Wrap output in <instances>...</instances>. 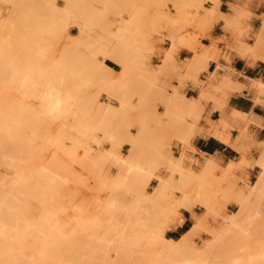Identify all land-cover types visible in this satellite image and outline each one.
Returning a JSON list of instances; mask_svg holds the SVG:
<instances>
[{
  "label": "rangeland",
  "instance_id": "obj_1",
  "mask_svg": "<svg viewBox=\"0 0 264 264\" xmlns=\"http://www.w3.org/2000/svg\"><path fill=\"white\" fill-rule=\"evenodd\" d=\"M2 1H4V2H2ZM6 1L9 4H6ZM9 1L10 0H0V7H1L0 10H2V12H0L1 21L4 19V21L2 23V27L5 24H8V21H6L5 18H7V15L10 13L9 11L11 9H13V8L10 9L12 3L14 2L16 4V2H17L16 0H15L16 2L13 1L11 3ZM21 1H24V0H21ZM51 1L54 2V7L56 6L57 10H58V8L60 9L63 7V9H60L59 15H56V16H59L60 19L63 16H65L67 18L66 19L64 17L69 22L64 21L63 18L61 19L64 22V23L62 22L63 24L61 25V27L64 25L65 26L67 25L66 28H65V26L62 29H60V27H59L58 29L60 31L59 30L57 31V32H59L58 36L56 35L57 33H55L54 37L48 38L49 35H52L51 31L53 29H56V27H55L57 25L56 22L60 21V24H61V20H59V18L56 20L55 19L56 17H50L49 16L50 13H51V16L53 13H54V16H55V14H58L57 10L55 13L54 8H53L54 12L52 9L53 13L50 11L51 5L48 6L51 3L50 1H49L50 3H48V1H46L47 5H44L45 2H44V4L42 2H40L43 4V6L45 8H46V6H48L47 7L48 10L50 9L49 10L50 12L47 13V10L44 7H42L45 9V11L43 10L44 13L46 12L45 14H47L46 16L44 15L46 19H48L47 18V16H48V17H50L48 20H50V19L52 21L54 19L56 20V21L54 20V23H52V21L50 20L51 21V22L49 21L50 24H49V22H47L49 25L52 26V28L53 27H55V28L52 29L51 26H49L48 24L45 23L46 26H44L42 29V26H40V25L44 24L43 21H42V23L40 22L41 23L40 25L35 26L34 24L37 23L36 20L38 19L36 16H38V15L35 16L33 13H32L33 15L30 13L31 15L30 14L29 15L31 17L35 16L34 18H31L30 16H28V17H30L32 20V28L34 25L35 27L33 29L37 28L35 30L36 31L38 30V32H39V33H36V35L38 36L42 33H44V34L46 33V34L45 35L43 34V36L39 37V39L41 40L40 42H41L42 46H40L41 45L40 42L35 39L38 37L36 35L34 36L35 41L39 42V44H38V46H40L38 49L39 51H37V49H36L37 46L36 47L33 46L34 50L32 52L31 51L29 52V50H25L27 48H30V46L32 47V45H33V43H30L32 45L29 44L30 45L29 46L26 43V44H24V45H26V48L24 45L21 46V47H23V49L21 48L20 55L18 56L17 59L15 58V60H17L16 62H18V59H20V61H19L20 65L16 64L17 67L20 66V67H18L19 69H21V67H23V68L26 67V66H24V64L25 65L27 64L28 65L27 67L31 68L32 67L31 64H33V62H34L33 60H35V62H34L35 64H33V68H34L38 65L39 66L44 65L43 63L41 64L40 62L46 60L45 58H47L48 55L51 53L50 52L51 48H53V47L56 48L55 46H57V48L61 49L62 52L60 50H58L57 48L56 49L53 48L54 52L57 51V53L53 52L54 53L53 54L54 61L51 60V59H53V57L49 56L47 58L48 63L46 62L48 66H49V64H52L53 62H56L58 64L59 59L56 58V55H57V57L59 55L61 58H63V60H65V62L62 64V65L65 64V66H64L65 70L62 69L63 67L61 66V64H60V66H57V68H56L58 70V73H60L59 77L57 76L56 72L55 73L53 72L51 74L48 72L51 68H52L51 71L55 69L53 67V64L49 66L50 69L46 68V67H48L47 65L45 67H41L42 69L40 68L41 71L40 70L39 71L42 72V75L39 74L40 73L38 71L39 66H38V68L36 67L34 69H30V71H32V70L34 71V74H33V72L32 73L30 72V74L31 75L33 74L32 77H35L36 76L35 73L39 72L38 75H41V77H43L44 79H45V77L46 78L49 77V79L47 80L49 82L52 81L53 75L56 74V76L54 75L53 80L56 77H58L59 79L57 78V80H54V84L60 86L61 85L60 83H64L61 85L60 89L62 91L64 90L66 97H64L65 95H63V98L66 99V101H64L66 103L63 104V102H62L63 105H61V106L62 107L65 106L64 109H66L67 111L64 110L62 107H59V108H61V110L63 109L64 111L63 110L62 111L65 113L62 116L63 119L61 117V115H62L61 113H59V115H57V117L60 120H63V121H61L62 124L60 123V120L58 121L55 118V120H56L55 121V120H53V118H51L49 116L50 114H52V113H50V112H52L51 110H48L49 112H47L46 110L42 111V112H44V114H43L44 118H39L38 116H36L38 114L40 115V113L42 114L41 109H40V107H41L40 103L42 105L43 104L45 105V103L44 102L42 103L40 101V98H37V95H33V93L35 94L34 90L36 88L38 89V91H44L43 87L41 90L38 87L39 85L38 86L35 85L36 87L34 85H32L31 88L32 87L34 88V90H33L34 92L32 91L31 88H28V87L24 88L25 93H26V91L31 89L30 90L31 93H29V92H28L29 94L26 93L27 94V96H26V94L21 92L22 88L19 91L20 88H17L15 86V83L11 82L9 84V82H7V80L4 79L5 77H2L3 81L6 80L5 82L2 81L3 87H11V89L12 88L15 89V87H16L15 91L18 90L20 93V94L19 93L16 94L15 91L11 92V90H10V92L6 91L8 89L5 88V90L2 91L3 95H6L4 93H7V92H9L11 95L15 94L14 98L19 99L18 101L16 99V101L18 103L21 102L22 105H23V103H25L24 105H26L28 103L27 106L28 105L30 106V107H28L29 110H27L25 108L27 106H24V107L22 106L27 111L31 110V112H32V109L33 110L36 109L35 111H38L40 109L39 110L40 112H38V114H37V112L36 113L34 112V116L38 118L37 120H35V117L32 116V117H34V118H32V121L29 120V123H30V121H31V123L29 124L27 121V124H29L30 127H28L29 125H27L26 126L27 128H25V126H24L25 124L23 123L24 121L23 122L21 121V123H23V127L21 126V124H17L18 123V122H16L17 120L13 117V115H16V113L14 114L12 112L13 111L12 109L10 111L11 112L10 116L13 117L16 121L13 119V120H11V122L13 124L15 123L14 125H18L17 127H20L23 131L27 130L26 132H28V134L32 137V140H34L32 145L33 144L35 145V149L37 151H38V148L39 149L41 148V146L39 147L41 142H42V144L45 141L51 142L52 138H54V140L56 142H54V141H53L54 143L51 142L53 144V147H52L51 143H49V142H46L45 145L43 144V147L47 148V146H48V148L46 150L47 152L45 151V149H44V151L43 150L41 151L42 159L45 162H48L47 158L52 155L50 152L52 151V149H54L53 150V156H54V153H56V154L58 153L59 155L55 154V156L59 157V158H60V156H62L61 159L63 158L62 160H64V161H61V160L60 161L67 164V166L64 167V171L63 170L61 171L60 169H58L60 172H65V173L60 174L59 172H55L57 167L53 164V160L51 158L52 163L50 161V164H49L50 169L49 170H50L51 175L53 174L52 177H54V175L58 176L60 174V178L62 177V179L56 177L59 180L56 183L58 186L62 183L61 180H63L64 182H63V187L61 186L62 187L61 188L59 186V189L56 188L57 187L56 184H55L56 185L55 187L53 185L54 183L51 184L50 186L52 188H50L51 190H49V194H48L49 197L45 196V200H48V202H50V204L49 203L47 204V201H45L47 204V208H49V210H50V211H47L49 213L48 215L49 216L51 215V217L54 216L55 219L52 218L53 219V221H52L51 217L48 218L49 219L48 221H50V223H48V226H47L49 239L46 238L48 241L46 239L45 240L42 239L44 242L46 241V243H44V245L45 244H47V245H45V247H42L41 249L38 248V249H40V251H42V249H44V248L45 249L43 250L44 252L43 251L40 252L38 250L39 252H38V254L37 253L35 254V257H39V255H41L40 259L43 257H45V258L47 257L48 262L46 264H49V262L54 263V264H57V263L58 264H111V263L112 264H125L127 261H128L127 264H136V263L137 264H142V263L147 264L148 262H149L148 264H151L153 261H155V262H153L154 264L155 263L156 264H171V263L172 264H180V263L184 264V263H186L185 262L186 260H187L186 264H188L191 261H193V264H206V262H207V264H211L212 261H214V258L216 260L218 259L217 261H219V262L222 261L223 263L228 261V262H226L228 264L235 263L234 261H236V260H237L236 261L237 264L240 262H241V264H264V213L259 212L257 205L256 204L253 205L254 204V201H253L252 204H250V205H253V207L249 206V204H247V206H245V208L247 209L246 210L247 212L245 211L246 212L245 215H247V216H245V215L243 216L244 220L246 218V220L244 222L242 220L243 218L242 219H241V217L238 218V217H236V215H234V216L237 219H235L234 217L228 218V216H231V214L233 216V212H237V210L239 209V205H240L239 202L238 203L235 202V200L232 197V194L229 193L230 192L229 190H231V192L233 191L232 193H234L236 188H243V189L248 188L250 183L256 179L255 175L251 179L242 178L240 176L238 177L231 171L230 166H229V169H230L229 172H227V170H223V171H220L219 173H217L218 171H216V168L218 166L214 167L210 173L209 172H203V167H202V169L201 168L200 169H195V168L191 169L189 166L186 167L182 163H178V161L174 162V158L172 156L169 158V163H165L166 151L164 152V147H165L164 136H157V135H154L152 137L144 136V128H148L150 126H153L154 128L163 129L165 126H168V125H171V126L172 125H178L179 126L180 125V119H181L180 117H183L182 114H177V113H174V114L170 115L169 117H167V116L166 117H159V116L157 117L151 113L149 107L148 108L144 107V102L148 104L149 101H151L150 100L151 98L153 101L161 100L160 88L155 83L144 86V79H143L144 73H142V70H141V65H144V53H147L150 50L152 51L153 47H154V43L156 42V40L162 41L165 39V37H166V39H170L172 41L173 45H175L176 43L180 44L183 41L195 42L197 40V38L206 31V29L209 25L210 18L213 16H216L218 14V12H213L214 14L211 12L212 9L214 8L213 7V1L214 0H189V1L188 0H186V1L185 0L184 1H182V0H159V1L158 0H144L145 2L143 0H132V1L127 0L128 2L126 0L125 1L124 0H111V1H109V0L108 1L107 0L106 1L105 0H86V1L85 0L84 1L83 0H77L80 4H77L78 2H75L76 0H71L70 5L72 4L73 6H71L72 10H70V12H71V14L75 15V19L73 18L74 16L70 14V12H69V14L71 16H68L69 18L67 17L68 13L65 14L66 13L65 11L67 10L65 8V7H67L65 4L67 2L69 4L68 0H56V1L51 0ZM93 1H95V2H93ZM141 1H143L146 4V6H145V4L144 5L141 4ZM19 2L20 1H18V4H16V5H19L20 4ZM24 2L26 3V0ZM35 2H36V0H34L33 1L34 4H32V7L35 5V7H33V8H35V9H33V11L36 10L37 14H39V12H38V10H39L38 4L39 3H37L38 0L36 2L37 4H35ZM108 2L109 3L111 2V3L108 4ZM1 4H3V5L1 6ZM4 4H6V8H5ZM26 4L27 5L29 4L28 0H27ZM219 4H220V1L217 2V5H216V3H214V6H216V8L218 9ZM30 5H28V6L30 7ZM124 5H126V6H124ZM209 5H210V7H209ZM91 6H93V7H91ZM12 7H13V5H12ZM36 7L38 8V10L36 9ZM78 7H79V9L80 8L81 9L78 10ZM113 7H115V8H113ZM131 7H133V8H131ZM153 7L156 9L154 10ZM180 7H182V9ZM107 8H108V12H107ZM139 8H141L142 11L141 10L139 11ZM6 9H8V11ZM73 9H75L76 11ZM84 9L87 12H85ZM96 9H98L102 12H97ZM14 10H15V8H14ZM14 10H13V13H14ZM16 10H17V13H18V11H20L17 9V7H16ZM16 10H15V12H16ZM88 10L91 13H92V11L94 12V10H95L96 11L95 17H93L94 16L93 14H91L92 15L91 16ZM29 11L31 12V9L27 10V12H29ZM74 11H75V13H74ZM80 11L82 14L84 13V15L80 14L81 16H83V18L79 15ZM22 12H23V10H21V12L18 13V14H20L21 18L23 17L22 19L19 18L18 15H17L18 18L15 15L16 16L15 19H14V17H11L13 15H9L11 17L10 21L12 22L13 19L15 21L14 22L15 23L14 24V30H15V28L21 30V28H23L24 26H25L24 27L25 29H26V27L31 28V26H30L31 24H29L30 27H28L27 25L24 24L25 21L27 23V20H24L25 16H23V14H25L26 11L24 10V13L21 16ZM88 13L91 16V19L89 18L90 16L87 15ZM5 14H6V16H5ZM62 14H63V16L61 17L60 15H62ZM96 14L98 15L99 19L96 18L97 17ZM40 15H41V12H40ZM40 15L38 17H39V19L41 17V20H42V18L44 16H40ZM165 15H166V17H165ZM26 16H27V14H26ZM10 17H8V18H10ZM78 17H80V19ZM86 18L89 20L85 21L84 19H86ZM102 18L105 19L104 20L105 23H103ZM179 18H180V20H179ZM33 19L35 21H33ZM81 19H83V22L81 21ZM100 20L102 21V24H104V25H101L99 23ZM16 21L18 23H16ZM22 21H24V22H22ZM45 21H47V20H45ZM84 21L86 23H84ZM106 21H108L109 24L111 22L110 26L107 25ZM38 22H39V20H38ZM134 22H135L136 26H135ZM152 22H154V24ZM75 23H77V24H75ZM88 23H89V25H88ZM84 24H87V26H85ZM105 25H107V26L105 27ZM100 27H104L105 30H103L104 28L101 29ZM137 27H138V29H137L138 31L135 33ZM85 28H88L90 30H86ZM4 29H6V30H4ZM4 29L2 28L3 32L7 31V33H8V28L6 25H5ZM47 29H48V31H47ZM50 29H52V30H50ZM100 29H101V31H100ZM125 29H126V31H125ZM35 30H32V31L35 32ZM102 30L104 31L103 33H102ZM121 31H123L122 34L120 33ZM131 31H134V33ZM242 31H244V29H242ZM5 32L2 33L5 36V37H3V35H2V38H4V39L6 37L9 38V36L11 35L10 32H12L11 29L7 35ZM17 32H19V31H17ZM47 32H48V34H47ZM54 32H56V31H54ZM15 33H16V31H15ZM87 33H88V35H86ZM101 33H102V35H101ZM106 33H108V34H106ZM111 33H114L113 37L115 38V40L118 38L117 43L121 45L120 47H122L123 50L120 47L118 49L119 45H117V48H116L117 43L114 42V38L111 36L112 35ZM131 33L133 35H131ZM18 34H20V33H18ZM27 34L25 36H27ZM31 34L33 35L32 32H31ZM31 34L29 33L30 36H32ZM98 34H100V35H98ZM29 35H28V37H29ZM103 35H105L104 38L109 35L107 37L108 39L106 38L107 42L104 41L105 40L104 38L102 39L103 41L100 40L103 37ZM144 35H146V38ZM11 36H10V38H11ZM14 36H18V35L14 34ZM14 36H12V37H14ZM44 36L46 37V40L48 41V42L46 40L44 41V38H43V41H44L43 43H46V44L42 43L41 38ZM55 36H57L56 39L57 40L59 39L58 40L59 42L55 39ZM21 37L23 39H25L22 35L20 36V38ZM28 37H26V38L28 39ZM60 37H61V40H60ZM110 37H111V40L109 39ZM128 37H129V39H128ZM18 38H19V36L17 38H14L16 41L15 44H17L18 40H16V39H18ZM32 38H33V36H32ZM82 38H84V39H82ZM48 39L49 40L53 39L54 41L52 40L51 42H49ZM70 39L71 40L73 39V41H70ZM122 39L125 42L124 46H122V44H124ZM29 40L31 41L32 39H29ZM108 40H110V41H108ZM23 41H22V44H23ZM79 41H80V44H79ZM89 41L91 42V44L89 43ZM134 41H136V42H134ZM26 42H29V41L27 40ZM37 42L35 43L36 45H37ZM53 42H54V44H53ZM55 42H57L59 44H57ZM92 42L96 45L92 44ZM102 42L104 44H102ZM13 43H14V40H13ZM24 43H25V41H24ZM86 43H89V44H86ZM113 43H115V46ZM15 44H14V46H16ZM4 45L6 46V44H4ZM4 45H3V47H5ZM45 45H46V47H45ZM47 46L49 48H47ZM3 47L1 49H5ZM90 47L91 48L93 47V50L91 49V51L89 52L88 48L90 49ZM125 47H126V49H125ZM32 48H30V49L32 50ZM40 48H42L41 51H40ZM62 48H64V49L62 50ZM191 48H194V47L191 46ZM14 49L18 50L19 47L17 49V46H16V48L14 47ZM14 49H13V52L15 51ZM43 49H45L47 51V54H46L47 56L45 55V53L42 52ZM45 50H43V51L46 52ZM26 51H27V53L28 52L31 53V57L29 56V59H28V57L26 56L27 60H24V59H22V55H24V52H26ZM59 51H60V53H59ZM1 52L4 54L3 51H1ZM8 52H9V54L11 53L10 50ZM36 52L37 53L41 52L44 55H42L40 53V56H39V55H37ZM15 53H14V56H15ZM60 54H63L62 55L63 57ZM27 55H30V54H27ZM35 55L40 57V59H41L40 62H39V58L36 57ZM110 55H112V56H110ZM5 56H6V54H5ZM10 56L13 57V55H10ZM41 56H45V58L43 57V60H42ZM87 56H88V58H87ZM34 57L38 58V60L35 59ZM61 58H60V62H61ZM1 60H2L3 64L7 66V63L10 59H8L6 57V59H1ZM13 60H14V57H13ZM110 60L117 61L122 66V70L120 73L113 72V70L109 67V61ZM21 62L23 63L22 66H21ZM29 63H31L30 64L31 67L29 66ZM34 65H36V66H34ZM1 66H3V65H1ZM54 66H55V64H54ZM58 67H60L61 69ZM67 67H68V69H67ZM43 68L45 70L48 69V71L46 70L47 73L44 72L45 70L42 71ZM4 69H6V67H4ZM66 69H67V71H66ZM22 70L23 69H21L19 71H21V73L26 72V71H22ZM28 70H27V72H28ZM57 70H54V71H57ZM60 70H61V72H63L64 75L60 72ZM3 71L4 70L2 69V72H1L2 75H3ZM6 71H8V70L6 69ZM27 72H26V75H27ZM43 72L46 73V75ZM72 72H73V74H72ZM43 74L45 76H43ZM81 74H83V76H81ZM35 79H36V77H35ZM37 80L38 81L40 80V84L44 81L43 80L41 82L42 79H37ZM37 80L34 81L36 84L38 83ZM45 81H46V79H45ZM55 81H58V82H55ZM49 82H47V83H49ZM70 82H72V84ZM35 83H33V84H35ZM47 83H46V85H47ZM50 84H52V82ZM73 84H74V86H73ZM65 85H67V86H65ZM41 86L42 85H40V88H41ZM9 93H7V95ZM36 93H38V92L36 91ZM40 93L41 92H39V95H40ZM61 93L63 94V92H61ZM21 94H23V95H21ZM102 94L106 95L108 99L111 97L117 98L121 103L123 111L119 112V110H117L118 109L117 107L107 106V105H105V103L103 101L101 102L100 99L102 98ZM20 95L23 96L22 97L23 99L21 98ZM28 95H30V97H32L33 99L31 98L32 100H30L29 99L30 97ZM24 97L25 98L27 97L26 99H29V100H26ZM69 97H71V98H69ZM4 98H7V96H5ZM14 98H13V100H15ZM173 98H175L176 100L179 99L181 102H183V98H185V96H181L178 92H175ZM20 99L24 102L20 101ZM38 100L40 101V103H38L39 102ZM4 101L5 100L3 99V102ZM9 102L11 103V101H8L7 106H8ZM21 103H20V106H21ZM12 104H13V101H12ZM66 104L67 105L69 104L70 107H69V105L67 106ZM3 105H4V103H3ZM20 106L19 107L16 106V107H18L16 109L19 110L21 108V110H22V107H20ZM31 106L34 108H32ZM11 107L14 108L13 105H11ZM4 108H6V107H4ZM30 108H32V109H30ZM44 108L46 109V107H44ZM76 108H77V112L74 113L76 111ZM54 110L57 111L56 109H54ZM59 110L60 109H58V112H60ZM16 112H18V111H16ZM19 112L18 113L23 116L24 110H22V113L20 110H19ZM45 112H47V113H45ZM12 113H13V115H11ZM48 113H49V115L46 116V114H48ZM72 113H73V115H72ZM25 115L26 114H24V116ZM51 116L56 117L54 114ZM28 117H27V119H28ZM40 117H42V116L40 115ZM16 118L18 119L19 116ZM23 119L25 120L24 117H23ZM33 119L36 122H34ZM39 119H40V121H38ZM19 120H21V119H19ZM32 122H33V125H32ZM37 122H39V123H37ZM39 125H40V127H39ZM54 125H56V126H54ZM59 125H61V127ZM135 125L140 126L141 130L136 136H133V135L129 134L130 133L129 129ZM45 126H47L45 128L46 130L41 131V130H44L43 128ZM57 126H59L61 129L58 128ZM13 127H15V126L12 125V128ZM38 127L39 128L43 127V128H41V130H40V129H38ZM30 128L33 130L35 129V130L31 131ZM48 128H49V130H48ZM21 129H19V131ZM80 129H81V131H80ZM37 131H39L40 134H38ZM32 132H35V134ZM53 132H56V134L54 133V135H53ZM56 137L57 138L58 137H64V138H62L63 140H61V138H58V139H60L61 143L64 144L63 146H64L65 152L62 150V148H63L62 145H60V143L57 144L58 142L56 140ZM70 138H72V139L70 140ZM123 142H128L130 144L128 151H121L120 150L119 147ZM21 143H22V141H21ZM56 144L58 145V147ZM73 144H75V145L73 146ZM36 145H38V146H36ZM260 145H264V143H261ZM17 146L19 147V146H23V145L18 144ZM49 147H51V148H49ZM59 147H61V148H59ZM22 148L23 147H21V150L18 149V151L21 152L23 150ZM56 148L61 149L64 154L62 152H59L60 150H56ZM261 149L262 148H260L259 155L257 157H254V155H250L249 159L244 158L243 160L245 161V163H239L240 167L241 166L247 167V168L256 167V169L254 170V173L257 175L258 170H259V165L256 166L255 164H258L256 162L260 157ZM101 152H103V153H101ZM83 153H85V154L83 155ZM22 154H23V151H22ZM18 155L21 156L20 153ZM23 155H22V157H23ZM69 155H71V156H69ZM75 155L76 156L80 155V156L76 157ZM90 155H91V157H90ZM96 155H97V157H96ZM20 156H19V158L21 159L22 157H20ZM117 157H119V159ZM83 159H85V161ZM22 161H20V162L23 163ZM18 162H19V160H18ZM97 162H99V163H97ZM127 163L130 165L128 166ZM51 164H53L54 167ZM100 165H101V167H100ZM67 168H69V169L66 170ZM84 170H86V171H84ZM70 171H71V173H70ZM187 171L191 172V174H189L190 176H185V173ZM224 171H226L227 173L225 174ZM75 172H77L76 173L77 175L75 174ZM90 172H91V174H90ZM95 172H97V173H95ZM201 172H203L204 174L207 173V174H205L206 176L204 175L205 179L202 176V178L206 181L204 182L203 180H201V181L199 180V182H201V183H199V182L197 183L196 182L198 180L197 175H200ZM94 173L96 174V176ZM203 173H201V175H203ZM187 175H188V173H187ZM192 175H194V176L192 177ZM195 176L197 178H195ZM200 176H199V178H201ZM159 177H163L165 179H168L170 182L167 185L168 188H166L167 192L164 190L163 195H161L160 197H155V196H153L152 192L154 191L155 186L159 182ZM137 178L139 179V181H141L140 179H142V182H144V184L146 181V185L143 186L142 182L138 181L140 184H142V185L138 186V182H137L138 179ZM102 180H103V182H102ZM134 181L136 183H134ZM150 181H151V183H150ZM202 183H204V184H202ZM198 184L202 185V186H199L200 187L199 188L197 186ZM83 185H84V187H82ZM133 186L135 188H136V186H138L140 189L137 187L136 188L137 191H136V189ZM232 186L234 188H232ZM92 187H94V188H92ZM197 187L199 189L198 190L199 192H201L200 190L203 191V189H201L202 187L205 189L203 191V193H198V194L202 198H205L202 200H207V202H209V204L206 203L209 206V208L206 207L207 206L206 204H205L206 205L205 206V205H203L204 203L202 204L200 202V201H202V200H200L201 197L199 199V198H197V196H195V194L193 195L194 196L193 198H197L198 202L200 204H198L197 200H194L195 202H197V204L193 203L194 204L193 206L196 208L197 212L192 213V221L190 222L191 225L188 226V229H190L191 226H193V224L196 223V221L199 217L200 218L198 220H200L204 216L206 218L204 217L203 220L201 219V221H199V222L203 221L204 224L201 223L202 225L200 226V223L198 222L199 225H197L195 227L196 228L195 232L191 236V240H190L191 244L188 243L189 245L186 244L187 246L185 244L179 245L180 248L178 246L177 247L175 246V248H173L170 251V252H172L174 250L173 253H175V254H173L170 252H164L162 249H160L159 247L162 245V243L157 244L156 241H153V240H156L155 238L153 239V237H150L149 239L152 238V241H150L148 239L149 240V242H148L147 238L149 237V235H151L152 231L155 229H156V231L158 229L163 230L164 235L166 237H169V234L165 233L166 229H168V227H165L167 224L166 222L180 223L182 221V213L180 210L182 208H185L188 203L194 202V201H192L193 198H191L192 195L190 193L191 192L194 193V191H195V193L198 192L195 189ZM54 188H55V190H54ZM95 188H97V189H95ZM138 190H140V191L138 192ZM142 191H145V193H141ZM62 193L64 195H66L67 193L68 194L66 196H64V195L62 196ZM189 194L191 195L189 198L192 200L186 201V199H187L186 198L185 199V206L182 207L181 202L184 200L183 198L187 197V195L189 196ZM196 195H197V193H196ZM50 196H52V198H50ZM65 197H66V199H65ZM235 197H236L235 199L238 200L237 193H236ZM53 198L55 200H53ZM68 198L70 200H68ZM34 200L36 201V199H34ZM251 200L249 203H251ZM115 201H116V203H115ZM36 202H38V200ZM36 202H32V205L30 207L31 212L29 213V215H30V217L33 218V220L35 219V217L38 218L37 214L40 212V209H41V208L40 209L38 208L40 205H39V203L36 204ZM179 202H180V204H179ZM202 202H204V201H202ZM182 203H184V202H182ZM246 203H248V202H246ZM33 204H34V207L32 209ZM35 204H36V208H35ZM120 204H121V207H120ZM55 206L57 207V209ZM79 206H81V207L79 208ZM45 209H46V207H45ZM53 210H54V212L59 210L58 214H57V212H56L57 215L54 214V212H52ZM92 211H94L93 214H92ZM120 211H121V213H120ZM115 212H116V214H115ZM51 213H53V214H51ZM74 213H77L79 215V217L77 214H74ZM124 213H125V215H124ZM66 215H68L67 216L68 219L65 218ZM75 215H77L76 217H78L77 220L78 219L84 220L85 223L89 222L88 226H87V227H89L88 230L86 227V230L83 231L85 228L84 226H86L87 224H85L83 226L84 228L83 227L79 228L82 222L80 221V225L79 224L76 225V223L78 221L76 223H74L76 220ZM81 215H84L86 217L85 218L86 220ZM113 216H116V218ZM89 219L91 221L92 220L93 221L91 222ZM58 220H59L60 224L56 223ZM68 220L70 222H67ZM229 220L232 221V223H234L232 228H231V226H229V227L227 226ZM233 220H234V222H233ZM240 220H242V221L240 222ZM111 221L113 223L109 224V223H111ZM93 222H94V224H93ZM73 223L75 225H73ZM243 223H245V224H243ZM56 224H57V226H56ZM91 224H92V226H90ZM82 225H83V223H82ZM59 227L60 228L63 227L62 228L63 230L60 229ZM107 227L109 229L111 228V230L107 231V232L111 231V234L109 233L110 234L109 240H108V238H106L108 235L105 237V234L107 232L106 233L104 232L105 234L103 233L104 229L108 230ZM226 227L228 228L229 231H227ZM58 229H60V230H58ZM116 229H118V232L116 231ZM222 229H223V231H222ZM236 229L240 233V235H239V233H237L235 231ZM41 230H44V229H41ZM121 230H122V232H124L126 230L127 232H125V233L128 234L127 236H129V235H131V236L125 237L123 233L121 235V233H119V232H121ZM97 231H99V232H97ZM46 232H45V234H46ZM93 232H96V233L93 234ZM222 232L224 235L222 234ZM228 232L233 238L237 239L238 242H236L237 240L236 241L233 240V238L230 235H228L229 238H232L231 240L235 241L232 243L230 241V239L228 237H226ZM101 233L104 234L105 239H107L108 241L105 240L104 237H100V235H102ZM118 233L121 236H119ZM139 233H140L141 237H143V235H144V238H141L142 240H139L140 243L137 240L139 243V248L136 247L138 245L130 247L129 244H132L131 241H134L131 238L133 237V238H135V240L140 238ZM219 233L222 235H220ZM41 234H42V232H41ZM96 234H97V236H93ZM136 234H138L139 236ZM23 235H24V233H23ZM26 235L27 234H25V236ZM49 235H50V237H49ZM114 235H115V237H114ZM181 235L182 234L177 235L174 238L177 239ZM30 236H31V234H30ZM39 236L41 237V235H39ZM44 236H47V235H44ZM215 236H218V238H220V239L217 240V237H215ZM31 237L34 238L35 235L31 236ZM40 237H38V239H40ZM116 237H119V238L121 237L122 239L125 238L126 243H127V240L129 241V243H127V244L125 243L123 245L122 243H124V241L120 238L121 239L120 242H122V241L123 242L119 243L118 242L119 240L118 241L115 240V239H117ZM136 237H138V238H136ZM154 237H156V236H154ZM26 238L28 239V237H25V245L20 246L24 250L19 249V247L18 248H13V247H11V248L7 247L6 248V247L0 246V254L2 255L3 253H5V254L8 253L11 255L10 252L12 249V255L13 254L14 255L19 254L20 257L25 256V258H26L27 257L26 255L29 252V248H28V251L26 252L27 249L25 250V247L28 246L31 248V246L26 245V243L28 242V241H26L27 240ZM73 238H75L76 241H74L75 239L73 240ZM222 238L224 239V241H222L223 240ZM227 238L229 239V241L227 240ZM30 239H29V241H31ZM69 239H72V240H69ZM215 239L217 240V242ZM103 240L107 241L109 243V244H106L108 246V248H106V250H104L105 249L104 247H107L106 245H104V247L100 246L102 248L96 247L98 245V243L103 242ZM145 240L147 242L144 243L143 241H145ZM116 241L122 247L119 245H116L115 244ZM157 241L161 242L159 240H157ZM226 241H228L227 243L231 242V244L226 245L227 244ZM152 242L154 245L151 244ZM221 242L222 243L225 242L223 244L226 247L228 246L229 248H224V246H222L223 249H221V244H222ZM79 243H82L84 247H82V244L80 245ZM93 243H94V245H93ZM95 243H96V246H95ZM134 243L136 244L137 242H133V245H134ZM209 243H211V244H209ZM29 244H30V242H29ZM31 244H32V242H31ZM37 244L41 246L40 242H38ZM78 244H79V246H78ZM86 244H87V246H86ZM215 244L217 246H215ZM42 245H43V242H42ZM55 245L57 247H55ZM100 245H101V243H100ZM114 245H115V247L119 246L116 248V250H119V251L122 249H124V250L128 249L127 251L125 250L127 253L122 250L123 252L121 251L120 254H118L117 252H119V251H117V252L115 251ZM150 245L151 246L153 245V246L150 248ZM144 246H146V249H144ZM58 247L62 250H60V249L58 250ZM92 247H96L98 250L96 248H94V250L96 249L95 250L96 252L94 250L90 251V249H93ZM120 247L122 249H118ZM141 247L143 249H141ZM147 247H149V249ZM205 247H208V248H205ZM2 248L7 249L6 250L7 252L5 251V249L3 250ZM9 248H10V251H9ZM80 248H83V250H80ZM84 248L87 250L85 251ZM88 248H89V251H88ZM99 248L101 249V251H103V253L105 255H103V253L101 251H99ZM152 248H155V250H153ZM14 249H16V250H14ZM130 249H131V251H130ZM150 249H152V250H150ZM232 249L233 250L236 249L238 251L235 250V253H234V251ZM21 250L24 251V253L26 255H24V254H23L24 256L20 255V253L22 252ZM33 250H35V249H33ZM33 250L31 249L29 253L32 254L34 252ZM211 250H212V252H211ZM214 250H216V251H214ZM239 250H241L242 252ZM87 251L89 253L93 252L95 257L92 256L93 253L89 254ZM128 251L130 253H128ZM231 251H233L232 254H231ZM45 252H47V253H45ZM100 252L102 253V255H100L101 254ZM137 252H140L141 254L145 255L146 258L139 253L137 254ZM145 252H146V254H145ZM176 252H177V254H176ZM215 252H216V254H215ZM39 253H42V254H39ZM116 253L118 254V256L117 255L115 256ZM123 253L128 254L127 255L128 257L127 256L126 257L129 258V260L127 258H125L126 254H123ZM236 253H237V255L238 254L242 255L243 259L240 256L235 255ZM30 254H29V256H30ZM213 254H215V255H213ZM51 255H53L52 257L55 261L57 260L56 262L54 260H52V258H50ZM62 255H64V256L62 257ZM119 255H122V256H119ZM233 255L235 257L237 256V258L235 259V257H233ZM33 256H34V254H33ZM96 256H99V257H96ZM136 256H137V258H136ZM30 257L29 258L27 257V260L31 261L32 262L31 264H36V263H34L37 261V260L36 261L34 260L36 258H33V260H34L33 261V260H30ZM54 257H56L57 259H55ZM108 257L110 260L107 259ZM208 257H209V259H208ZM220 257H221V259H220ZM25 258H22V259H25ZM92 258H94V259H92ZM95 258H96V260H95ZM50 259H51V261H50ZM121 259L122 260L127 259V261H121ZM188 260H191V261L188 262ZM202 260H203V263H201ZM100 261H101V263H100ZM117 261H118V263H115ZM210 261H211V263H210ZM0 262H2L1 259H0ZM42 262H45V259ZM122 262H124V263H122ZM190 264H192V263H190Z\"/></svg>",
  "mask_w": 264,
  "mask_h": 264
},
{
  "label": "crops",
  "instance_id": "obj_2",
  "mask_svg": "<svg viewBox=\"0 0 264 264\" xmlns=\"http://www.w3.org/2000/svg\"><path fill=\"white\" fill-rule=\"evenodd\" d=\"M218 9L220 13L210 18L206 31L196 43L183 41L173 45L165 37L162 41L156 40L152 51L144 53V65H141L144 86L155 83L160 88L161 98L157 101L151 98L148 104L144 102V107H149L157 117L183 115L179 126L168 125L163 129L150 126L144 128V136H164L165 163H169L172 156L174 162L200 169L210 160L217 163V173L231 164L236 176L251 179L255 175L256 178V167H240L238 163H244L243 159H249L250 155L257 157L264 146L260 145L264 143V46H257L260 41L264 45V0H220ZM258 34L262 35L261 39ZM243 43L251 46L255 54L245 46L246 52L239 50ZM168 50L173 51L169 53L171 59L166 55ZM109 67L115 73L122 70L114 60L109 61ZM175 92L185 96L183 102L173 98ZM187 98L193 102L182 104ZM100 101L123 111L115 97L108 99L102 94ZM190 104H194L191 108L195 107V116L189 112L193 111ZM183 106L188 108L185 107L184 112ZM221 119L226 122L224 132L229 141L213 134L214 124L217 126ZM140 130V126L135 125L128 133L136 136ZM129 147L128 142H123L119 148L128 151ZM180 211L182 221L165 231L169 237L186 232L192 213L197 212L195 207Z\"/></svg>",
  "mask_w": 264,
  "mask_h": 264
},
{
  "label": "bare ground",
  "instance_id": "obj_3",
  "mask_svg": "<svg viewBox=\"0 0 264 264\" xmlns=\"http://www.w3.org/2000/svg\"><path fill=\"white\" fill-rule=\"evenodd\" d=\"M13 1H15V0H10L9 2L11 3V2H13ZM17 1V2H16ZM15 2H16V4H18V1H20L19 3L22 5H16L14 2V4L12 3V5H13V7H12V5H11V7H10V9L11 8H13V9H9L10 11V13L7 15V18L8 17H10L9 15H13V16H11V17H14V19H15V17L18 15L19 16V18H21L20 17V14H18L19 12H21V10H23V12L21 13V16H22V14L24 13V10L26 11L25 12V14H23V16H25L24 18V20H27V23H26V21L24 22V21H22V22H24V24L25 25H27L28 27H30L31 26V28H27L26 27V29L23 27V28H21V30L20 29H17V28H15V30H14V19L12 20V22L10 21V19H11V17L10 18H5V20L6 21H8V24H5L6 26H7V28H8V33H9V31H10V29H11V31L12 32H10V34L12 35V36H14V34H16V35H18L19 36V38L18 39H16V40H18L17 41V44H15V39L14 38H17L18 36H14V37H12L11 35V38H10V36H9V38H2V33H4L3 32V30H2V28L4 29V27H5V25L2 27V23H3V21H4V19L1 21V17H0V246H2V247H13V248H18L19 247V249H22L20 246H24L25 245V237H28V239L26 240V241H28L27 243H26V245H29V246H31V248L30 247H28V246H26L25 247V250H26V252L28 251V248H29V252H30V250L32 249H35V250H33L34 252L32 253V254H30L29 252V254H30V256H29V254L27 253V255L24 253V251H22V250H24V249H22L21 251L23 252H19L20 253V255H26L28 258L30 257V260H33V258H36V259H34L36 262H34V263H36V264H46L47 262H48V259H47V257L45 258V257H43L44 259H45V262H42L44 259L43 258H41L40 259V257H41V255H39V257H35V254L37 253L38 254V252L40 251V249L42 248V247H45V245H47V244H45L44 245V243H46V241L44 242L42 239H49L48 238V231H47V226H48V223H50V221H48L49 219L48 218H50L51 217V215L49 216L48 214V212L47 211H50L49 210V208H47V204L49 203L50 204V202H48V200H45V196L46 197H49L48 196V194H49V190H51L50 188H52L50 185L51 184H53L54 185V187L57 185L56 183L59 181L57 178H60V174L61 173H65V172H60L58 169H60L61 171L63 170L64 171V167L65 166H67V164L66 163H63V162H61V161H64V160H62L61 159V157L62 156H60V158L59 157H56L55 156V154L56 153H54V156H53V150L54 149H52V151L50 152L52 155L50 156V157H48L47 158V161L48 162H45L43 159H42V156H41V151L43 150L44 151V149H45V151L47 150V148H48V144L46 145L47 146V148L46 147H43V144L45 145V143L46 142H49V141H45L43 144H42V142H41V144L39 145V147L41 146V148L39 149L38 148V151L35 149V145L33 144L32 145V143H33V141L34 140H32V137L28 134V132H26L27 130H22L20 127H17L18 125H14L12 122H11V120H13L14 118L17 120H15L16 122H18L17 124H21V126L23 127V123L25 124L24 126H25V128H27L26 126L27 125H29L30 123H31V121H32V118H34L35 116H34V112L36 113L37 112V114H38V112H40L39 110L41 109V112L44 110H46L47 112H49L48 110H51L52 112H50V113H52V114H50L49 115V113L48 114H46V116L47 115H49L51 118H53V120H55V118H56V120H60L58 117H57V115H59V113H61L62 115H61V117L63 116V114L65 113V112H63L64 110H66V109H64L65 108V106H61V105H63L64 103H66V102H64V101H66V99L65 98H63V95H65V93H64V90L62 91L61 89H60V87H61V85L62 84H64V83H60L61 85L59 86V85H55L54 84V80H57V78L59 77V74L60 73H58V70L56 69L57 68V66H60V64H61V66L63 67L62 69L63 70H65L64 69V66H65V64L64 65H62L64 62H65V60H63V58H61L59 55H58V57H57V55H56V58L57 59H59L58 60V64L56 63V62H53L54 61V57H53V54L54 53H57V51H55L54 52V50H53V48H51V50H50V52L52 53H50L49 55H48V57L50 56V57H53V59H51V60H53L52 62V64H53V67L55 68H53L54 70H57V71H54V70H52L51 71V69H50V65H52V64H49V66L47 65V63H48V60H47V58H45V56H41V58H42V60H43V57L46 59V60H44V61H41V59H40V57H38V56H36V57H38L39 58V62L42 64H44V65H42V66H39V68H38V66H36V65H34V66H36L37 68H38V71L40 70V68L41 67H45L46 65L48 66V67H46V68H49L50 70L48 71V69H46L50 74L51 73H55L56 72V74H57V76L58 77H56V78H54V80H53V77H54V75L56 76V74H54L53 75V77H52V81H47L48 79H49V77H45V79H46V81H45V79L43 78V77H41V75H42V72H38L39 74H41V75H38V73L36 72L35 74H36V79H35V77H32L33 76V74H34V71L32 70V71H30V69H34V68H36V67H34L33 68V64H35L34 62H35V60H33L34 62H33V64H31V63H29V66H30V64H31V68H29V67H27L28 65L26 64H24V66H26V67H21V69H23L22 71H26L27 72V70H28V72H27V75H26V72H22L21 73V71H19V70H21V69H19L18 67H20V66H16V64H18V65H20V59H18V62H16L17 60H15V58L17 59L18 58V56L20 55V51H21V48L23 49V47H21V46H23L24 44H30V43H33V45L32 44H30V45H32V47L33 46H37V51H39L38 49H39V47L40 46H42V44H41V40L39 39V37H41V36H43V34L44 33H42V34H40V35H36V33H39L38 32V30L36 31L35 29H37V28H35V29H33L36 25H40L41 23H42V21L44 22V24H41L40 26H42V29H43V27L44 26H46V24H48L47 22H49L50 20H48L50 17H56L55 19L57 20L58 18H59V16H56V15H59V13H60V9H63V7L62 8H58V10L56 9L57 7L55 6L54 7V2L53 1H51V0H38V2H37V0H36V2L37 3H39L37 6H38V8H39V10H38V8L36 7V9L38 10V12H39V14H37V12H36V10L35 11H33V9H35V8H33V7H35V5L32 7V4H34L33 3V1L32 0H28V5H30V7L26 4L27 3V0H26V3L24 2V1H21V0H16ZM31 1V2H30ZM46 1H48V3H50L48 6H50L51 5V7H50V11L52 12V9L54 8L55 9V13H56V10H57V12H58V14H55V16H54V9H53V14H52V16H51V13H50V17H48L47 16V18L48 19H46L45 18V16L47 15V14H45L44 13V11H45V9L47 10V13L48 12H50L49 10H48V6H46V8L43 6V4H44V2H45V4L44 5H47V3H46ZM50 1V2H49ZM56 1V0H55ZM69 1V4H68V2L65 4L67 7H65L67 10L65 11L66 13L65 14H69V12H70V10H72V7L71 6H73L72 4L70 5V3H71V0H68ZM84 1V0H83ZM86 1V0H85ZM106 1V0H105ZM108 1V0H107ZM109 1H111V0H109ZM125 1V0H124ZM127 1V0H126ZM132 1V0H131ZM144 1V0H143ZM143 1H141V4H145ZM159 1V0H158ZM182 1H184V0H182ZM181 1V2H182ZM186 1V0H185ZM189 1V0H188ZM220 0H214L213 1V9H212V13L213 12H218V13H220L219 12V9H217L216 8V6H214V3H216V5H217V2H219ZM2 2H4V1H2ZM35 2V4H37ZM40 2H42V3H40ZM66 2V1H65ZM75 2H78L77 0L75 1ZM93 2H95V1H93ZM128 2V1H127ZM97 3V2H96ZM95 3V4H96ZM111 3V2H110ZM109 2H108V4H110ZM132 3V2H131ZM140 3V2H139ZM147 3V2H146ZM151 3V2H150ZM161 3V2H160ZM183 3V2H182ZM181 3V4H182ZM188 3V2H187ZM6 4H9L7 1H6ZM6 4H4V6H5V8H6ZM26 6H25V5ZM41 4V5H40ZM68 4V5H67ZM77 4H80L79 2L77 3ZM104 4V3H103ZM106 4V3H105ZM107 4V5H108ZM135 4V3H134ZM3 4H1V6H2ZM17 7V9L18 10H20L21 8V10L20 11H18V13H17V10H16V7ZM26 7H24V6ZM64 5V6H65ZM70 5V6H69ZM90 5V4H89ZM106 5V6H107ZM137 5V4H136ZM153 5V4H152ZM8 6V5H7ZM41 6V7H40ZM69 6V7H68ZM80 6V5H79ZM124 6H126V5H124ZM145 6H146V4H145ZM19 7V8H18ZM42 7H44V8H42ZM81 7V6H80ZM90 7V6H89ZM91 7H93V6H91ZM95 7V6H94ZM1 8V7H0ZM14 8H15V10H16V12H15V10H14ZM30 10L31 9V12L29 11V12H27V10L28 9ZM64 8V9H65ZM110 8V7H109ZM113 8H115V7H113ZM131 8H133V7H131ZM154 8V7H153ZM181 9H182V7H180ZM27 9V10H26ZM42 9V10H41ZM81 9V8H80ZM79 9V7H78V10H80ZM137 9V8H136ZM156 8H154V10H155ZM184 9V8H183ZM7 11H8V9H6ZM13 10H14V13H13ZM44 10V11H43ZM73 10H75V9H73ZM92 10V9H91ZM97 10V12H102V11H100V10H98V9H96ZM142 11V9L141 8H139V11ZM43 11V12H42ZM62 11V10H61ZM68 11V12H67ZM76 11V10H75ZM75 11H74V13H75ZM82 11V10H81ZM81 11H80V13H79V15L81 14V15H84V13L82 14L81 13ZM84 11L85 12H87L85 9H84ZM89 11V10H88ZM134 11V10H133ZM132 11V12H133ZM136 11V10H135ZM0 12H2V10H0ZM4 12V11H3ZM12 12V13H11ZM40 12H41V15H40ZM63 12V11H62ZM95 10H94V12L92 11V13L89 11V13H90V15L91 14H93L94 16L93 17H95ZM105 12V11H104ZM107 12H108V8H107ZM138 12V11H137ZM157 12V11H156ZM155 12V13H156ZM162 12V11H161ZM182 12V11H181ZM16 13V14H15ZM33 13L35 16L36 15H40V16H44L43 18H42V20H41V17H40V19H39V17L38 16H36L37 18V20H36V24H34L33 25V28H32V20H31V18H34V17H31L30 15ZM89 13L87 14V15H89ZM106 13V12H105ZM26 14H27V16H26ZM30 14V15H29ZM32 14V15H33ZM67 14V17L68 16H71V15H73V14H71V12H70V14L68 15ZM180 14V13H179ZM214 14V13H213ZM16 15V16H15ZM80 15V16H81ZM89 15V16H90ZM97 15V14H96ZM138 15V14H137ZM182 15V14H181ZM180 15V16H181ZM2 16V15H1ZM5 16H6V14H5ZM18 16H17V18H18ZM28 16H30V17H28ZM61 17L63 16V14L62 15H60ZM74 17V19H75V15H73ZM92 16V15H91ZM91 16L89 17L90 19H91ZM101 16V15H100ZM99 16V17H100ZM148 16V15H147ZM65 16H63L62 18L64 19V21H67L65 18H64ZM82 18H83V16H81ZM146 17V16H145ZM165 17H166V15H165ZM178 17V16H177ZM3 18V17H2ZM16 18V19H17ZM23 18V17H22ZM21 18V19H22ZM29 18V19H28ZM61 18V19H62ZM69 18V17H68ZM72 18V17H71ZM79 19H80V17H78ZM97 19H99L98 18V15H97V17H96ZM95 18V19H96ZM129 18V17H128ZM155 18V17H154ZM181 18V17H180ZM180 18H179V20H180ZM47 20V21H45V20ZM54 19V20H55ZM60 18H59V20H61ZM94 19V20H95ZM134 19V18H133ZM38 20H39V22H38ZM54 20L52 21V23H54ZM55 20V21H56ZM85 21H87V20H89V19H84ZM104 20L105 19H103L102 18V21H103V23H105L104 22ZM125 20V19H124ZM127 20V19H126ZM142 20V19H141ZM33 21H35L34 19H33ZM50 21V22H51ZM81 21L83 22V19H81ZM84 21V23H86ZM98 21V20H97ZM102 21L100 20V24L101 25H104V24H102ZM128 21V20H127ZM31 22V23H30ZM41 22V23H40ZM50 22H49V24H50ZM63 21L61 20V24H60V21L59 22H56V29H53V28H55V27H53L52 28V26L51 25H49V26H51V28L53 29H50V30H52L51 31V34L52 35H49L48 36V38L49 37H54V35H55V33H57L56 35L58 36V34H59V32H57L59 29V27H60V29H62V28H64V26H62L61 27V25L64 23H62ZM67 22H69V21H67ZM107 22V25H109L110 26V24H111V22H110V24L108 23V21H106ZM132 22V21H131ZM16 23H18L17 21H16ZM20 23V22H19ZM35 23V22H34ZM46 23V24H45ZM66 23V22H65ZM74 23V22H73ZM121 23V22H120ZM153 24H154V22H152ZM23 24V23H22ZM29 24H31L30 26H29ZM75 24H77V23H75ZM118 24V23H117ZM134 24H135V22H134ZM152 24V25H153ZM47 25V26H48ZM59 25V26H58ZM85 26H87V24H84ZM88 25H89V23H88ZM107 25H105V27L107 26ZM142 25V24H141ZM151 25V26H152ZM22 26V25H21ZM54 26V25H53ZM67 26V25H66ZM66 26H65V28H66ZM133 26V25H132ZM135 26H136V24H135ZM157 26V25H156ZM38 27V26H37ZM90 27V26H89ZM88 27V28H89ZM119 27V26H118ZM117 27V28H118ZM123 27V26H122ZM121 27V28H122ZM134 27V26H133ZM262 27V26H261ZM46 28V27H45ZM44 28V29H45ZM50 28V27H49ZM88 28H85L86 30H90V29H88ZM99 28V27H98ZM101 29H103L104 27H100ZM116 28V29H117ZM120 28V27H119ZM118 28V29H119ZM135 28V27H134ZM133 28V29H134ZM31 29V30H30ZM40 29V28H39ZM101 29H100V31H101ZM138 29V27L136 28V31H135V33L138 31L137 30ZM261 29V28H260ZM4 30H6V29H4ZM27 30V31H26ZM32 30H35V32L34 31H32ZM49 30V31H50ZM64 30V29H63ZM103 30H105V28L103 29ZM102 30V33L104 32ZM15 31H16V33H15ZM17 31H19V32H17ZM26 31V32H25ZM47 31H48V29H47ZM54 31H56V32H54ZM60 31V30H59ZM125 31H126V29H125ZM22 32V33H21ZM31 32L33 33V35L31 34ZM63 32V31H62ZM61 32V33H62ZM87 32V31H86ZM90 32V31H89ZM122 32L123 31H121L120 33L122 34ZM131 32H133L134 33V31H131ZM262 32H264V28H262ZM261 32V33H262ZM6 33V35L8 34L7 33V31L5 32ZM13 33V34H12ZM18 33H20L23 37L27 34V36H25L24 38L25 39H23L22 37V39L20 38V34H18ZM25 33V34H24ZM29 33L33 36V38H32V36H30L29 35ZM35 33V34H34ZM102 33H101V35H102ZM110 33V32H109ZM119 33V34H120ZM142 33V32H141ZM140 33V34H141ZM145 33V32H144ZM259 33V32H258ZM260 33V34H261ZM24 34V35H23ZM46 34V33H45ZM44 34V35H45ZM47 34H48V32H47ZM64 34V33H63ZM106 34H108V33H106ZM112 35V37L114 36L113 34L114 33H111ZM117 34V33H116ZM28 35H29V37H28ZM37 36L38 38H35L34 36ZM61 35V34H60ZM59 35V36H60ZM67 35V34H66ZM79 35V34H78ZM86 35H88V33L86 34ZM98 35H100V34H98ZM97 35V36H98ZM131 35H133L132 33H131ZM142 35V34H141ZM259 35V34H258ZM257 35V36H258ZM57 36H55V39L57 38ZM62 36V35H61ZM104 36L105 35H103V37L100 39V40H102L103 38H104ZM107 36V35H106ZM109 36V35H108ZM107 36V37H108ZM145 36V38H146V35H144ZM260 36H262V35H259V38L261 39L262 37H264V36H262V37H260ZM3 37H5L4 35H3ZM26 37H28V39L26 38ZM100 37V36H99ZM107 37H105L104 39V41L105 42H107L106 40L108 39ZM116 37V36H115ZM127 37V36H126ZM36 40H38L39 42H40V46H38V44H39V42H37V41H35V39ZM43 38H44V41L46 40V37L44 36V37H42L41 39H42V43L44 42L43 41ZM59 38V37H58ZM107 38V39H106ZM114 38V37H113ZM143 38V37H142ZM256 38V37H255ZM259 38H257V39H259ZM12 39V40H11ZM29 39H32L31 41L29 40ZM34 39V40H33ZM78 39V38H77ZM82 39H84V38H82ZM110 40H111V37L109 38ZM118 39V38H117ZM117 39L115 40V38H114V42L115 43H117ZM126 39V38H125ZM128 39H129V37H128ZM134 39V38H133ZM257 39H255V40H257ZM259 39V40H260ZM13 40H14V43H13ZM25 41V43H24V41ZM29 41V42H26V41ZM49 40V39H48ZM53 39H51V40H49V42H51ZM57 40V39H56ZM55 40V41H56ZM59 40V39H58ZM57 40V41H58ZM60 40H61V37H60ZM79 40V39H78ZM110 40H108V41H110ZM120 40V39H119ZM118 40V41H119ZM123 40V39H122ZM136 40V39H135ZM5 41V42H4ZM22 41H23V44H22ZM35 41V42H34ZM47 41V40H46ZM54 41V40H53ZM70 41H73V39L71 40L70 39ZM103 41V40H102ZM121 41V40H120ZM130 41V40H129ZM148 41V40H147ZM21 42V43H20ZM37 42V45L35 44ZM48 42V41H47ZM59 42V41H58ZM84 42V41H83ZM123 42H124V40H123ZM134 42H136V41H134ZM142 42V41H141ZM261 42V41H260ZM260 42H257V46H264V45H262ZM55 43H57V42H55ZM78 43V42H77ZM85 43V42H84ZM89 43L91 44V42L89 41ZM89 43H86V44H89ZM115 43H113L114 44V46H115ZM147 43V42H146ZM242 43V42H241ZM255 43V45H256V41L254 42ZM258 43H260V44H258ZM262 43H264V42H262ZM4 44H6V46L4 45ZM14 44L17 46V49H18V47H19V49L18 50H15L14 49V47L16 48V46H14ZM20 44V45H19ZM43 44H46V43H43ZM53 44H54V42H53ZM52 44V45H53ZM57 44H59V43H57ZM79 44H80V41H79ZM92 44H94L93 42H92ZM102 44H104L103 42H102ZM239 45H240V42L238 43ZM3 45L5 46V47H3ZM29 45V46H30ZM94 45H96V44H94ZM93 45V46H94ZM117 45H119L118 46V49H119V47L121 46L120 44H116V48H117ZM125 45V42H124V44H122V46H124ZM130 45V44H129ZM187 45V44H186ZM243 46H239L238 48H239V50H241V51H243V53H244V51L246 50H243L245 47H247V49L249 48V47H251V46H248V45H244V43L242 44ZM253 45V44H252ZM25 46V48H26V45H24ZM61 46V45H60ZM65 46V45H64ZM69 46V45H68ZM81 46V45H80ZM98 46V45H97ZM101 46V45H100ZM245 46V47H244ZM7 48L6 50L5 49H1V48ZM31 46H30V48H32ZM45 47H46V45H45ZM51 47V46H50ZM56 48H57V46H55ZM63 47V46H62ZM70 47V46H69ZM99 47V46H98ZM127 47V46H126ZM126 47H125V49H126ZM174 47L175 46H173V49H174ZM190 48H191V46H189ZM237 47V46H236ZM242 47V48H241ZM253 47H255L254 45H253ZM30 48H27V49H25V50H29V52L31 51H33L34 50V47L32 48V50L30 49ZM47 48H49L48 46H47ZM56 48H54V49H56ZM122 50H123V48L122 47H120ZM13 49L15 50L14 52H13ZM41 49L42 48H40V51H41ZM58 50H60L61 51V49L60 48H57ZM64 48H62V50H63ZM91 49L93 50V47L91 48L90 47V49L88 48V50H89V52L91 51ZM120 49V50H121ZM172 49V50H173ZM176 49V48H175ZM250 49H252L253 50V48H249L248 49V51H250V52H252V50H250ZM255 49V48H254ZM257 49V48H256ZM260 49V48H259ZM10 50V54H9V51ZM43 50H45V49H43ZM42 50V52L43 53H45V55L47 54V51L46 52H44ZM53 50V51H52ZM79 50V49H78ZM87 50V49H86ZM87 50V51H88ZM117 50V49H116ZM1 51H3L4 52V54L1 52ZM17 51V52H16ZM60 51H59V53H60ZM170 50H168L167 51V53H166V55H170L172 52H169ZM247 51V50H246ZM245 51V52H246ZM259 51V50H258ZM257 50H255V52H258ZM8 52V53H7ZM16 52V53H15ZM19 52V53H18ZM27 53V51L26 52H24V55H22V59H24V60H27V58H26V56L28 57V59H29V56L31 57V53ZM54 52V53H53ZM62 52V51H61ZM66 52V51H65ZM93 52V51H92ZM109 52V51H108ZM240 52V51H239ZM14 53H15V56H14ZM37 53V52H36ZM41 53V52H40ZM40 53L38 52L37 53V55H39L40 56ZM43 53H41L42 55H44ZM58 53V54H59ZM70 53V52H69ZM75 53V52H74ZM138 53V52H137ZM170 53V54H169ZM253 53V52H252ZM5 54H6V56H5ZM17 54V55H16ZM27 54H30V55H27ZM111 54V53H110ZM253 54H255V53H253ZM4 55V56H3ZM10 55H13V57H14V60H13V57L12 56H10ZM61 56L63 55V54H60ZM11 58H10V57ZM25 58H24V57ZM47 56V55H46ZM55 56V55H54ZM110 56H112V55H110ZM171 56V55H170ZM169 56V57H170ZM4 57V58H3ZM6 57L8 58V59H10L9 61H8V63H7V66L6 65H4L3 64V62H2V60L1 59H6ZM36 57H34L35 59H37L38 60V58H36ZM61 58V62H60V58ZM63 57V56H62ZM67 57V56H66ZM65 57V58H66ZM172 57V56H171ZM171 57L169 58V59H171ZM87 58H88V56H87ZM168 58V57H167ZM23 60V61H24ZM36 60V61H37ZM117 60V59H116ZM168 60V59H167ZM97 61V60H96ZM197 61H199V62H201V64H202V61H200V60H197ZM38 62V61H37ZM47 62V63H46ZM69 62V61H68ZM77 62V61H76ZM79 62V61H78ZM46 63V64H45ZM50 63V62H49ZM54 64H55V66H54ZM72 64V63H71ZM99 64V63H98ZM198 64V63H197ZM1 65H3V66H1ZM23 65V63L21 62V66ZM100 65V64H99ZM199 65V64H198ZM2 67V68H1ZM4 67H6V69L9 71H6V69H4ZM96 67V66H95ZM202 67H203V65H202ZM58 68H60V67H58ZM2 69L5 71H3V75H2ZM25 69V70H24ZM42 69V68H41ZM61 69V68H60ZM67 69H68V67H67ZM67 69H66V71H67ZM45 69L43 68V70L42 71H44ZM44 71V72H46L47 73V71ZM30 72L32 73L33 72V74L31 75L30 74ZM43 72V73H44ZM60 72H61V70H60ZM7 73V74H6ZM46 73H44L45 75H46ZM48 73V74H49ZM62 74H63V72H61ZM75 73V72H74ZM30 74V75H29ZM43 74V76H45ZM47 74V75H48ZM49 74V75H50ZM72 74H73V72H72ZM84 74V73H83ZM83 74H81V76H83ZM64 75V74H63ZM66 75V74H65ZM75 75V74H74ZM62 76V75H61ZM76 76V75H75ZM2 77H5L4 79H6L7 80V82H9V84L11 83V82H13V83H15V86L17 87V88H20L19 89V91L21 90V88H22V90H21V92L22 93H24V94H26V93H31V89H32V91L34 90V88L32 87L31 88V86L32 85H39L38 87H39V89H41L42 90V87H43V89H44V91H38V89L36 88L34 91H35V94L33 93V95H37V98H40V101L43 103H45V105L43 106L41 103H40V101L38 102V103H40V109L38 110V111H35L36 109H32V108H34V107H32V108H30V109H32V112H31V110L30 111H27V110H29V108L28 107H30L29 105L27 106V104L26 105H24L25 103H23V105H22V103H21V106H20V103H18L17 101L19 100L18 98H14V96H15V94H13V95H11L9 92H10V90H11V92H14L15 91V89H16V87H15V89L14 88H12L11 89V87H3V82H5L6 80H4L3 81V78ZM72 77V76H71ZM77 77V76H76ZM79 77V76H78ZM74 78V77H73ZM82 78V77H81ZM37 79H42L41 80V82L43 83H41L40 84V80L38 81ZM59 79V78H58ZM66 79V78H65ZM89 79V78H88ZM38 81V83L36 84L34 81ZM75 80V79H74ZM92 80V79H91ZM3 81V82H2ZM59 81V80H58ZM58 81H55V82H58ZM76 81V80H75ZM93 81V80H92ZM47 82H49V83H47ZM52 82V84H50ZM64 82V81H63ZM80 82V81H79ZM33 83H35V84H33ZM46 83H47V85H46ZM69 83V82H68ZM67 83V84H68ZM71 84H72V82H70ZM74 83V82H73ZM70 84V85H71ZM78 84V83H77ZM76 84V85H77ZM40 85H42L41 86V88H40ZM46 85V86H45ZM65 86H67V85H65ZM73 86H74V84H73ZM26 87H28V88H31L30 90H28V91H26V93H25V90H24V88H26ZM36 87V86H35ZM69 87V86H68ZM72 87V86H71ZM4 88V89H3ZM5 88L6 89H8V90H6V91H9V92H7V93H9L8 95H7V93H4V94H6V95H3L2 94V91L3 90H5ZM10 88V89H9ZM65 88V87H64ZM75 88V87H74ZM13 90V91H12ZM27 90V89H26ZM5 91V92H6ZM18 91V90H17ZM17 91H15L16 92V94L17 93H19V91L17 92ZM24 91V92H23ZM33 91V92H34ZM36 91L38 92V93H36ZM78 91V90H77ZM39 92H41L40 93V95H39ZM61 92H63V94L61 93ZM70 92V91H69ZM28 93V94H29ZM73 93V92H72ZM20 94V93H19ZM18 94V95H19ZM70 94V93H69ZM68 94V95H69ZM74 94V93H73ZM21 95H23V94H21ZM20 95V96H21ZM39 95V96H38ZM201 95H204V93H202L201 92ZM3 96V97H2ZM5 96H7V98H4ZM10 96V97H9ZM19 96V97H20ZM26 96H27V94H26ZM29 97H30V95H28ZM23 96H21V98H22ZM64 97H66V95L64 96ZM13 98L15 99V100H13ZM25 98V97H24ZM27 98V97H26ZM25 98V99H26ZM32 97H30L29 99L30 100H32L31 99ZM68 98V97H67ZM69 98H71V97H69ZM3 99L5 100L4 102H3ZM11 99V100H10ZM16 99H17V101H16ZM23 99V98H22ZM29 99H26V100H29ZM65 99V100H64ZM74 100V99H73ZM79 100V99H78ZM8 101H11V103L9 102L8 103V106H7V102ZM12 101H13V104H12ZM20 101H22L21 99H20ZM34 101V100H33ZM32 101V102H33ZM69 101V100H68ZM186 103L184 102V103H182V104H184V105H186V104H188L189 103V101H192V99L191 98H187L186 99ZM22 102H24V101H22ZM31 102V103H32ZM62 102H63V104H62ZM193 102V101H192ZM195 102V101H194ZM3 103H4V105H3ZM19 104V105H18ZM34 104V103H33ZM11 105H13V107L16 109V108H18L19 106L20 107H24V106H27V107H25V108H23L22 107V110H24V113H23V116L22 115H20L19 113V110L21 111V113H22V110H21V108L18 110V109H14V108H12L11 107ZM15 105V106H14ZM38 105V104H37ZM36 105V106H37ZM67 105V104H66ZM69 105V104H68ZM67 105V106H68ZM16 106H18V107H16ZM35 106V105H34ZM194 106V104H190V106H189V108L191 109V110H193L194 108H191V107H193ZM4 107H6V108H4ZM11 107V108H10ZM44 107H46V109L44 108ZM59 107H62L63 109V111L61 110V108H59ZM69 107H70V105H69ZM186 107V106H185ZM185 107L183 106V108H182V110H183V112L184 111H186L188 108L186 107V110H185ZM4 108V109H3ZM10 108V109H9ZM39 108V107H38ZM60 109L59 111L60 112H58V109ZM74 108V107H73ZM11 109L13 110L12 112L15 114L16 113V115H13V113L11 114V115H13V117H11L10 116V111H11ZM54 109H56L57 111H55ZM189 109V110H190ZM16 111H18V112H16ZM67 111V110H66ZM193 111H194V113H193ZM193 111H189L190 113H192L191 115H193V114H195V110H193ZM47 112H45V113H47ZM74 112V111H73ZM77 112V108H76V111L74 112V113H76ZM29 113V114H28ZM24 114H26L25 116H24ZM44 114V112H42V114L40 113V115L42 116V117H40V115L38 114V115H36V116H38L39 118H44L43 115ZM55 115L56 117H54V116H51V115ZM29 117H28V116ZM72 115H73V113H72ZM76 115V114H75ZM189 115V114H188ZM19 116V118L17 119L16 117H18ZM22 116V117H21ZM32 116H34V117H32ZM68 116V115H67ZM190 116V115H189ZM188 116V117H189ZM193 116H195V115H193ZM21 117V118H20ZM23 117L25 118V120L23 119ZM27 117H28V119H27ZM73 117V116H72ZM197 117V116H196ZM195 117V118H196ZM58 118V119H57ZM68 118V117H67ZM19 119H21V120H19ZM27 119V120H26ZM38 118L37 117H35V120H37ZM46 119V118H45ZM48 119V118H47ZM62 119H63V117H62ZM29 120H31L30 121V123H29ZM34 120V119H33ZM34 120V122H36ZM55 120V121H56ZM21 121L23 122V123H21ZM27 121H28V123L29 124H27ZM38 121H40V119L38 120ZM42 121V120H41ZM44 121V120H43ZM61 121H63V120H60V123H61ZM52 122V121H51ZM207 122V121H206ZM209 122V121H208ZM12 123V124H11ZM37 123H39V122H37ZM54 123V122H53ZM58 123V122H57ZM92 123V122H91ZM215 123V122H214ZM218 124H217V126L214 124V128H215V130L213 129V134L214 135H216V136H218L219 138H222L223 140H225V141H229V136L227 135V134H225V132H224V127L226 126V122L224 121V120H219L218 122H217ZM41 124V123H40ZM46 124V123H45ZM62 124V123H61ZM209 124H210V122H209ZM12 125L13 126H15V127H13L12 128ZM32 125H33V122H32ZM43 125V124H42ZM91 125V124H90ZM213 125V124H212ZM54 126H56V125H54ZM60 127H61V125H59ZM59 126H57L58 128H60ZM28 127H30V125L28 126ZM39 127H40V125H39ZM38 127V129H40L41 130V128H43V127H41V128H39ZM47 126H45L43 129L44 130H41V131H45ZM18 128V129H17ZM24 128V129H25ZM54 128V127H53ZM57 128V129H58ZM63 128V127H62ZM93 128V127H92ZM211 128V127H210ZM19 129H21L20 131H19ZM31 129V128H30ZM61 129V128H60ZM73 129V128H72ZM33 129H31V131H32ZM35 130V129H34ZM33 130V131H34ZM37 130V129H36ZM48 130H49V128H48ZM47 130V131H48ZM59 130V129H58ZM57 130V131H58ZM75 130V129H74ZM91 130V129H90ZM207 130V129H206ZM22 131V132H21ZM46 131V132H47ZM56 131V130H55ZM73 131V130H72ZM80 131H81V129H80ZM38 132V134H40L39 133V131H37ZM36 132V133H37ZM75 132V131H74ZM208 132V131H207ZM210 132H211V130H210ZM32 133H34L35 134V132H32ZM54 133L56 134V132H53V135H54ZM77 133V132H76ZM208 134V133H207ZM52 137V136H51ZM42 138V137H41ZM58 138H61V140H63L62 138H64V137H58ZM57 137H56V140H57V144H59L60 143V145H62V150L64 151V144L63 143H61V140L60 139H58ZM20 139V140H19ZM72 138H70V140H71ZM74 139V138H73ZM47 140V139H46ZM60 142H59V141ZM69 140V141H70ZM18 141V142H17ZM21 141H22V143H21ZM56 142L55 140H54V138H52V140H51V142L52 143H54V142ZM81 141V140H80ZM22 144L23 146H17L18 144ZM51 142H49V143H51ZM63 142V141H62ZM79 142V141H78ZM51 143V145H52V147H53V144ZM17 144V145H16ZM56 144V145H57ZM75 144H73V146H74ZM36 146H38V145H36ZM69 146V145H68ZM21 147H23L22 149V151H23V154H22V151L20 152V151H18V149L19 150H21ZM34 147V148H33ZM57 147H58V145H57ZM49 148H51V147H49ZM59 148H61V147H59ZM57 149L56 148V150H60L59 152H62V150L61 149ZM72 148V147H71ZM262 149H261V153H260V157H259V159L257 160V162L256 163H258V164H255L256 166L257 165H259V170H258V173H257V175H256V179L253 181V182H251L250 183V185H249V187L248 188H245V189H243V188H236V190H235V192L234 193H232L231 192V190H229L228 192L229 193H231L232 194V197H233V199L235 200V202H239V209L237 210V212H233V216H232V214H231V216H228V218H231V217H234L235 219H237L236 217H241V219L243 218V216L246 214V208H245V206H247V204H249V206H252L253 207V205H257V207H258V210H259V212H261V213H264V146H262L261 147ZM76 149V148H75ZM74 150V149H73ZM47 152V151H46ZM65 152V151H64ZM70 152V151H69ZM21 154V156L20 155H18V154ZM63 153V152H62ZM74 153V152H73ZM72 153V154H73ZM87 153V152H86ZM101 153H103V152H101ZM108 153V152H107ZM111 153V152H110ZM48 154V153H47ZM46 154V155H47ZM58 154V153H57ZM56 154V155H57ZM64 154V153H63ZM70 154V153H69ZM75 154V153H74ZM85 153H83V155H84ZM22 155H23V157H22ZM59 155V154H58ZM101 155V154H100ZM109 155V154H108ZM107 155V156H108ZM112 155V154H111ZM19 156L20 157H22L21 159L19 158ZM45 156V155H44ZM69 156H71V155H69ZM76 156V155H75ZM80 156V155H79ZM79 156H76V157H79ZM87 156V155H86ZM113 156V155H112ZM90 157H91V155H90ZM96 157H97V155H96ZM115 157V156H114ZM44 158V157H43ZM51 158H52V160H53V164L57 167L56 168V171L55 172H59L60 174L58 175V176H56V175H54V177H52L53 176V174L51 175V173H50V168H49V164H50V161H51V163H52V160H51ZM118 159H119V157H117ZM108 159V158H107ZM18 160H19V162H18ZM23 160V161H22ZM61 160V161H60ZM73 160V159H72ZM77 160V159H76ZM84 161H85V159H83ZM105 160V159H104ZM20 161H22L23 163H21ZM71 161V160H70ZM81 161V160H80ZM100 161V160H99ZM106 161V160H105ZM73 163V162H72ZM77 163V162H76ZM97 163H99V162H97ZM102 163V162H101ZM245 163V162H244ZM53 164H51V165H53ZM78 164V163H77ZM85 164V163H84ZM83 164V165H84ZM96 164V163H95ZM128 164V163H127ZM234 164H236V163H234ZM239 164V163H238ZM238 164H237V168L240 166H238ZM54 165H53V167H54ZM70 165V164H69ZM76 165V164H75ZM130 164H128V166H129ZM137 165V164H136ZM242 165V164H241ZM80 166V165H79ZM217 166V163H213L212 161H210V160H208L206 163H204L203 164V172H211L212 171V169L214 168V167H216ZM229 166H230V169L232 168V166H231V164H229L228 166H226V170H227V172H229L230 171V169H229ZM261 166V167H260ZM69 167V166H68ZM88 167V166H87ZM94 167V166H93ZM100 167H101V165H100ZM242 167V166H241ZM69 168H67L66 170H68ZM71 169V168H70ZM202 169V168H201ZM83 170V169H82ZM94 170V169H93ZM224 170H225V168H224ZM72 171V170H71ZM71 171H70V173H71ZM84 171H86V170H84ZM191 171V170H190ZM190 171H187L186 173H185V176H190L189 174H191V172ZM202 171V170H201ZM203 172H201V173H203ZM225 172V174L227 173L226 171H224ZM77 172H75V174H76ZM87 173V172H86ZM95 173H97V172H95ZM94 173V174H95ZM119 173V172H118ZM184 173V172H183ZM187 173H188V175H187ZM201 173H200V175H201ZM90 174H91V172H90ZM104 174V173H103ZM205 174H207V173H205ZM204 173H203V175H197L198 176V178L195 176V178H197L198 180L196 181L197 183L199 182V180L201 181V180H203L204 182L206 181V180H204L205 179V175ZM66 175V174H65ZM64 175V176H65ZM77 175V174H76ZM98 175V174H97ZM205 175V176H204ZM95 176H96V174H95ZM194 175H192V177H193ZM199 176L202 178V176L204 177V179L202 178H199ZM57 177V178H56ZM67 177V176H66ZM99 177V176H98ZM97 177V178H98ZM106 177V176H105ZM148 177V176H147ZM88 178V177H87ZM60 179H62V177L60 178ZM74 179V178H73ZM110 179V178H109ZM138 179V178H137ZM136 179V180H137ZM104 180V179H103ZM103 180H102V182H103ZM141 181H139V179L137 180V182L139 181V182H142V179H140ZM144 180V179H143ZM62 181V183L59 185L60 187L62 186L63 187V180H61ZM60 181V182H61ZM81 181V180H80ZM79 181V182H80ZM106 181V180H105ZM104 181V182H105ZM202 181V182H203ZM100 182V181H99ZM98 182V183H99ZM138 182V186H140V185H142L143 184V186H145L146 185V181H145V184H144V182H142V184H140ZM169 180L168 179H165V178H163V177H159V182H158V184L155 186V189H154V191L152 192V194H153V196H155V197H160L161 195H163V193H164V190L167 192V190H166V188H168L167 187V185L169 184ZM182 182V181H181ZM180 182V183H181ZM111 183V182H110ZM134 183H136L135 181H134ZM199 183H201V182H199ZM56 184V185H55ZM79 184V183H78ZM101 184V183H100ZM119 184V183H118ZM126 184V183H125ZM202 184H204V183H202ZM52 185V186H53ZM94 185V184H93ZM135 185V184H134ZM196 185V184H195ZM59 186L57 185V189H59ZM101 186V185H100ZM138 186H136V188L138 187ZM198 187L199 186H202V185H197ZM61 187V188H62ZM82 187H84V185L82 186ZM111 187V186H110ZM134 187V186H133ZM198 187L197 188H195L196 189V191H198L199 189H198ZM92 188H94V187H92ZM104 188V187H103ZM135 188V187H134ZM135 188V189H136ZM139 188V187H138ZM200 188V187H199ZM231 188V187H230ZM232 188H234L233 186H232ZM71 189V188H70ZM88 189V188H87ZM95 189H97V188H95ZM140 189V188H139ZM201 189H203V191L205 190L203 187L201 188ZM54 190H55V188H54ZM63 190V189H62ZM92 190V189H91ZM233 190V189H232ZM60 191V190H59ZM78 191V190H77ZM136 191H137V189H136ZM140 190H138V192H139ZM201 192H196L197 193V195H196V193H195V191H194V193L193 192H191L190 194L192 195H190L189 194V196L187 195V197H184L182 200V202H184V203H182L181 202V205H182V207L183 206H185V199H186V201H191L192 199H190L189 197L191 196V198H193L194 196V194H195V196H197V198H199L200 199V197L201 196H199V194L198 193H203V191L202 190H200ZM51 192V191H50ZM73 192V191H72ZM71 192V193H72ZM59 193V192H58ZM64 193V192H63ZM62 193V196L64 195ZM70 193V192H69ZM141 193H145V191H142ZM193 193V194H192ZM236 193H237V198H238V200L237 199H235L236 197H235V195H236ZM66 194V193H65ZM68 194V193H67ZM66 194V195H67ZM235 194V195H234ZM52 195V194H51ZM61 195V194H60ZM66 195H64V196H66ZM145 195V194H144ZM201 195V194H200ZM230 195V194H229ZM56 196V195H55ZM199 196V197H198ZM71 197V196H70ZM77 197V196H76ZM36 199V201L38 200V202H36L34 199ZM50 198H52V196H50ZM60 198V197H59ZM95 198V197H94ZM115 198V197H114ZM189 198V199H188ZM197 198H193V200L192 201H194V200H197V202H198V199ZM228 198V197H227ZM47 199V198H46ZM57 199V198H56ZM61 199V198H60ZM65 199H66V197H65ZM202 199H205V198H202L201 197V199L200 200H202ZM252 199V200H251ZM53 200H55L54 198H53ZM68 200H70L69 198H68ZM86 200V199H85ZM246 200V201H245ZM250 200H251V203H249L250 202ZM45 201H47V204H46V202ZM202 201H204V202H202ZM202 201H200L203 205H205L206 203L207 204H209V202H207V200H202ZM206 201V202H205ZM244 201V202H243ZM254 201V204L253 205H250V204H252V202ZM32 202H36V204H38L39 203V205L41 206H37L39 209H40V212L37 214L38 215V218L37 217H35V219L33 220V218L32 217H30V215H29V213L31 212L30 211V207H31V205H32ZM55 202V201H54ZM103 202V201H102ZM197 202H191V203H186L187 205H186V207H185V209L187 208V209H190V210H192L193 209V203H196L197 204ZM246 202H248V203H246ZM115 203H116V201H115ZM246 205H245V204ZM36 204H35V208H36ZM60 204V203H59ZM65 204V203H64ZM78 204V203H77ZM80 204V203H79ZM109 204V203H108ZM119 204V203H118ZM117 204V205H118ZM179 204H180V202H179ZM198 204H200L199 202H198ZM201 204V205H202ZM206 204V205H207ZM61 205V204H60ZM99 205V204H98ZM110 205V204H109ZM205 205V206H206ZM63 206V205H62ZM83 206V205H82ZM123 206V205H122ZM33 207H34V204H33V206H32V209H33ZM45 207H46V209H45ZM56 207V206H55ZM81 206H79V208H80ZM99 207V206H98ZM120 207H121V204H120ZM206 207H208L209 208V206L207 205ZM245 208V209H244ZM56 209H57V207H56ZM59 209V208H58ZM124 209V208H123ZM55 210V209H54ZM54 210L52 211V212H54ZM62 210V209H61ZM95 210V209H94ZM108 210V209H107ZM58 211L59 210H57L56 212H57V214H58ZM246 211V212H245ZM56 212H54V214H56ZM93 212L94 211H92V214H93ZM192 212V211H191ZM231 212V211H230ZM60 213V212H59ZM78 213V212H77ZM77 213H74V214H77ZM96 213V212H95ZM120 213H121V211H120ZM123 213V212H122ZM260 213V214H261ZM51 214H53V213H51ZM56 214V215H57ZM66 214V213H65ZM71 214V213H70ZM99 214V213H98ZM113 214V213H112ZM115 214H116V212H115ZM72 215V214H71ZM78 215V214H77ZM77 215H75V217L77 216ZM109 215V214H108ZM114 215V214H113ZM124 215H125V213H124ZM234 215H236V217L234 216ZM49 216V217H48ZM67 216L68 215H66V217L65 218H67ZM81 216H83L84 217V219L86 218L84 215H81ZM91 216V215H90ZM118 216V215H117ZM245 216H247V215H245ZM78 217H79V215H78ZM78 217H76V220H75V222L74 223H76L77 221L79 222H77L76 223V225L77 224H79L80 225V221L83 223V225H82V223H81V225H80V227L79 228H82L85 224H87L86 226H84L83 228H84V230L83 231H85L86 230V227L88 226V223H85V221L84 220H80V219H78L77 220V218ZM93 217V216H92ZM112 217V216H111ZM113 217H115L116 218V216H113ZM205 217V216H204ZM203 217V218H204ZM52 218H54L55 219V217L54 216H52L51 217V219ZM81 218V217H80ZM128 218V217H127ZM200 218V217H199ZM198 218V219H199ZM203 218H201L202 220H203ZM206 218V217H205ZM37 219V220H36ZM50 219V220H51ZM68 219V218H67ZM66 219V220H67ZM82 219V218H81ZM103 219V218H102ZM197 219V221H196V223H194L193 224V226H191V228L190 229H188L186 232H184V233H182V235L179 237V238H177V239H175V238H172V237H166L165 235H164V233H163V230H160V229H158L157 231H156V229L155 230H153L152 231V233H151V235H149V237L147 238V241L149 242V240L150 241H152V238L151 239H149L150 237H153V239L155 238L156 240H153V241H156V243L157 244H159V243H162V245L159 247L160 249H162L164 252H170L173 248H175V246L177 247H179L180 248V246L179 245H182V244H187V245H189L188 243H190L191 244V242H190V240H191V236L193 235V233L195 232V227L197 226V225H199L198 224V222L199 221H201V219L200 220H198ZM234 219V220H235ZM63 220V219H62ZM86 220V219H85ZM90 220V219H89ZM234 220H233V222H234ZM239 220V219H238ZM243 220V222L246 220V218H245V220H244V218L242 219ZM242 220H240V222L242 221ZM52 221H53V219H52ZM84 221V222H83ZM91 221V220H90ZM93 221V220H92ZM91 221V222H92ZM249 221V220H248ZM67 222H70L69 220L67 221ZM73 222V221H72ZM109 222V221H108ZM127 222V221H126ZM205 222V221H204ZM56 223H58V224H60V222H59V220L56 222ZM73 223V225H75ZM113 222L111 221V223H109V224H112ZM119 223V222H118ZM167 224H166V226L165 227H169L170 228V226L171 225H176L175 223H173V222H166ZM200 223V226L202 225V224H204L203 223V221L202 222H199ZM202 223V224H201ZM54 224V223H53ZM62 224V223H61ZM93 224H94V222H93ZM233 224L234 223H232V221H228V224H227V226L229 227V226H231V228H232V226H233ZM237 224V223H236ZM235 224V225H236ZM243 224H245V223H243ZM70 225V224H69ZM78 225V226H79ZM114 225V224H113ZM117 225V224H116ZM33 226V227H32ZM56 226H57V224H56ZM63 226V225H62ZM90 226H92V224L90 225ZM245 226V225H244ZM32 227V228H31ZM38 227V228H37ZM46 227V228H45ZM99 227V226H98ZM31 228V229H30ZM60 228V227H59ZM63 228V227H62ZM62 228H60V229H62ZM73 228V227H72ZM92 228V227H91ZM90 228V229H91ZM108 228V227H107ZM106 228V229H107ZM120 228V227H119ZM118 228V229H119ZM172 228V227H171ZM225 228V227H224ZM241 228V227H240ZM27 231H26V230ZM41 229H44V230H41ZM60 229H58V230H60ZM89 229V227H87V230ZM118 229H116V231L118 232ZM226 229H227V231H229L228 230V228L226 227ZM32 230V231H31ZM36 232H35V231ZM63 230V229H62ZM92 230V229H91ZM109 230H111V228L109 229L108 228V230H103V233L105 232H107V231H109ZM225 230V229H224ZM239 230V229H238ZM26 231V232H25ZM30 233H29V232ZM47 231V232H46ZM124 231V230H123ZM197 231V230H196ZM222 231H223V229H222ZM226 231V230H225ZM237 233H239L238 231H237V229L235 230ZM241 231V230H240ZM24 233V235H23V233ZM40 232V233H39ZM41 232H42V234H41ZM45 232H46V234H45ZM65 232V231H64ZM97 232H99V231H97ZM125 232H127L126 230L124 231V232H122V230H121V232H119V233H121V235H122V233L124 234V236L126 237L128 234H126ZM155 232V233H154ZM215 232V231H214ZM33 233V234H32ZM35 233V234H34ZM38 233V234H37ZM68 233V232H67ZM73 233V232H72ZM91 233V232H90ZM96 232H93V234H95ZM104 233V234H105ZM111 234V231L110 232H107L106 234H105V237L106 238H108V240L110 239L109 238V235ZM116 233V232H115ZM114 233V234H115ZM118 233V235L119 236H121L120 234ZM226 233V232H225ZM236 233V234H237ZM25 234H27L26 236H25ZM30 234H31V236H34L35 235V237L34 238H32L31 236H30ZM98 234V233H97ZM97 234L96 235H93V236H97ZM102 234V233H101ZM104 234H102V235H100V237H104ZM126 234V235H125ZM220 234V233H219ZM222 234H223V232H222ZM222 234H220V235H222ZM39 235H41V237L39 236ZM43 235V236H42ZM44 235H47V236H44ZM136 235H138V234H136ZM139 235H140V233H139ZM138 235V236H139ZM153 235V236H152ZM224 235V234H223ZM226 235V234H225ZM228 235H230L229 234V232H228V234H227V236L226 237H228ZM239 235H240V233H239ZM30 236V237H29ZM71 236V235H70ZM129 236H131V235H129ZM129 236H127V237H129ZM154 236H156V237H154ZM231 236V235H230ZM238 236V235H237ZM38 237H40V239H38ZM43 237V238H42ZM45 237V238H44ZM49 237H50V235H49ZM74 237V236H73ZM76 237V236H75ZM105 237H104V239H105ZM114 237H115V235H114ZM123 237V236H122ZM140 238H138V237H136V238H138V239H136L135 240V238H131V239H133L134 241H131L132 242V244H129L130 245V247H132V246H135V245H138V246H136V247H138L139 248V243H140V241L139 240H142L141 238H144V235H143V237H141V235L139 236ZM215 237H217V240L218 239H220V238H218V236H215ZM232 237V236H231ZM31 238V239H30ZM36 238V239H35ZM70 238V237H69ZM117 239H115V240H119L118 242L119 243H122L123 241H124V243H122L123 245L126 243V239L125 238H121L123 241L122 242H120L121 241V239L119 238V237H116ZM119 238V239H118ZM158 238V239H157ZM212 238V237H211ZM229 238V237H228ZM227 238V240L229 241V239H230V241L233 243V242H235L237 239H235V238H233V240H235V241H233V240H231L232 238H229L228 239ZM237 238V237H236ZM29 239L31 240V241H29ZM46 239V240H47ZM75 238H73V240H74ZM96 239V238H95ZM125 239V240H124ZM149 239V240H148ZM214 239V238H213ZM223 239V238H222ZM35 240V241H34ZM39 240V241H38ZM64 240V239H63ZM69 240H72V239H69ZM105 240H107V239H105ZM107 240V241H108ZM139 241V243H138V241ZM157 240H159V241H161V242H158ZM216 240V239H215ZM217 240H216V242H217ZM226 240V239H225ZM40 242V244H41V246L40 245H38L37 243L38 242ZM48 241V240H47ZM74 241H76V239L74 240ZM73 241V242H74ZM79 241V240H78ZM102 241V240H101ZM107 241H104L103 240V242H100L101 243V245H100V243H98V245L96 246V243H95V246L98 248V247H100V246H103L104 247V245H106V244H109ZM115 242V244L116 245H119V243L118 242ZM146 240L145 241H143L144 243L145 242H147ZM222 241H224V239L222 240ZM228 241H226V243L228 242ZM29 242H30V244H29ZM31 242H32V244H31ZM37 242V243H36ZM42 242H43V245H42ZM63 242V241H62ZM61 242V243H62ZM106 242V243H105ZM110 242V241H109ZM133 242H137L136 244L134 243V245H133ZM142 242V241H141ZM215 242V243H216ZM231 242H229V243H227L226 245H228V244H231ZM236 242H238V240L236 241ZM34 243V244H33ZM38 245H36V244ZM48 243V242H47ZM87 243V242H86ZM118 243V244H117ZM127 243H129V241L127 240ZM126 243V244H127ZM155 243V244H156ZM222 243V242H221ZM223 243H225V242H223ZM222 243V244H223ZM80 245L82 244V243H79ZM79 244H78V246H79ZM91 244V243H90ZM103 244V245H102ZM148 244V243H147ZM151 244H153V242L151 243ZM209 244H211V243H209ZM221 244V249H223V247L222 246H224V248H229L228 246L226 247L224 244L222 245ZM235 244V243H234ZM233 244V245H234ZM60 245V244H59ZM62 245V244H61ZM89 245V244H88ZM93 245H94V243H93ZM154 245V244H153ZM152 245V246H153ZM184 245V246H185ZM186 245V246H187ZM232 245V246H233ZM86 246H87V244H86ZM85 246V247H86ZM92 246V245H91ZM107 246V245H106ZM112 246V245H111ZM119 246H121V245H119ZM119 246H117V247H119ZM148 246V245H147ZM151 245H150V248L152 247ZM215 246H217L216 244H215ZM239 246V245H238ZM37 249H36V248ZM55 247H57L56 245H55ZM54 247V248H55ZM82 247H84L83 246V244H82ZM96 247H92L93 249H90V251L92 250H94V248H96ZM114 247H115V245H114ZM113 247V248H114ZM117 247H115V251L117 252V251H119V250H116V248ZM122 247V246H121ZM118 248V249H122V248ZM135 247V248H136ZM143 247V246H142ZM141 247V249H143ZM157 247V246H156ZM189 247V246H188ZM214 247V246H213ZM231 247V246H230ZM10 248H9V251H10ZM38 248H40V249H38ZM96 248V249H97ZM100 248H102V247H100ZM99 248V251H101V249ZM105 249L104 250H106V248H108V246L107 247H104ZM148 249H149V247H147ZM205 248H208V247H205ZM237 248V247H236ZM239 248V247H238ZM3 250L5 249V248H2ZM1 249V250H2ZM45 249V248H44ZM44 249H42V251L44 250ZM47 249V248H46ZM60 248L58 247V250H59ZM85 249V248H84ZM95 249V250H96ZM144 249H146V246H144ZM147 249V250H148ZM153 250H155V248H152ZM152 249H150V250H152ZM157 249V248H156ZM178 249V248H177ZM195 249V248H194ZM199 249V248H198ZM7 249H5V251H6ZM14 250H16V249H14ZM39 250V251H38ZM56 250V249H55ZM60 250H62V249H60ZM80 250H83V248H80ZM87 249H85V251H86ZM94 250V251H95ZM98 250V249H97ZM124 252H126L128 249H122ZM122 250H120L119 252H117L118 254H120V252L122 251ZM180 250V249H179ZM229 250V249H228ZM231 250V249H230ZM233 250V249H232ZM236 250V249H235ZM235 250H233L234 251V253H235ZM42 251H40V252H42ZM53 251V250H52ZM88 251H89V248H88ZM87 251V252H88ZM98 251V252H99ZM122 251V252H123ZM130 251H131V249H130ZM162 251V252H163ZM174 251V250H173ZM173 251L172 252H170V253H173ZM178 251V250H177ZM195 251V250H194ZM214 251H216V250H214ZM218 251V250H217ZM233 251H231V254H232V252ZM236 251H238V250H236ZM239 251H241V250H239ZM7 252V251H6ZM44 252V251H43ZM82 252V251H81ZM96 252V251H95ZM102 253H103V251H101ZM100 252V253H101ZM163 252V253H164ZM211 252H212V250H211ZM229 252V251H228ZM227 252V253H228ZM242 252V251H241ZM11 255L10 254H5V253H3L2 255L0 254V259H1V261L2 262H0V264H31L32 262L31 261H29V260H27V257L25 258V256L24 257H22V258H25V259H22L20 256H19V254H13L12 255V249H11ZM45 253H47V252H45ZM44 253V254H45ZM53 253V252H52ZM56 253V252H55ZM89 253V252H88ZM93 252H91V253H89V254H92ZM99 253V254H100ZM102 253L100 254V255H102ZM115 253V252H114ZM115 254V256L117 255L118 256V254ZM127 253V252H126ZM126 253H123V254H126ZM128 253H130L129 251H128ZM135 253V252H134ZM141 254L140 252H137V254ZM239 253V252H238ZM33 254H34V256H33ZM39 254H42V253H39ZM58 254V253H57ZM87 254V253H86ZM98 254V255H99ZM109 254V253H108ZM145 254H146V252H145ZM151 254V253H150ZM173 254H175V253H173ZM176 254H177V252H176ZM215 254H216V252H215ZM215 254H213V255H215ZM59 255V254H58ZM97 255V254H96ZM103 255H105L104 253H103ZM128 254H126L125 255V258H127L128 256H127ZM130 255V254H129ZM142 256H144L145 257V255H143V254H141ZM158 255V254H157ZM211 255V254H210ZM218 255V254H217ZM235 255H237V253L235 254ZM48 256V255H47ZM53 255H51V257L50 258H52V260H54L53 259V257H52ZM55 256V255H54ZM61 256V255H60ZM64 255H62V257H63ZM78 256V255H77ZM90 256V255H89ZM92 256H94V253H93V255ZM119 256H122V255H119ZM127 256V257H126ZM156 256V255H155ZM237 256H240L241 258H242V255H237ZM237 256L235 257L234 255H233V257H235V259L237 258ZM82 257V256H81ZM95 257V256H94ZM96 257H99V256H96ZM216 257V256H215ZM38 258V259H37ZM55 259H57L56 257H54ZM89 258V257H88ZM124 258V259H125ZM136 258H137V256H136ZM146 258V257H145ZM156 258V257H155ZM218 258V257H217ZM92 259H94V258H92ZM98 259V258H97ZM107 259H109V257L107 258ZM128 260H129V258H127ZM127 259L126 260H122L121 259V261H127ZM141 259V258H140ZM208 259H209V257H208ZM220 259H221V257H220ZM219 259V260H220ZM233 259V258H232ZM243 259V258H242ZM33 260V261H34ZM42 260V261H41ZM59 260V259H58ZM62 260V259H61ZM78 260V259H77ZM95 260H96V258H95ZM99 260V259H98ZM110 260V259H109ZM112 260V259H111ZM120 260V259H119ZM118 260V261H119ZM156 260V259H155ZM218 260V259H217ZM215 258H214V261H212V263L213 264H228V263H226V262H228V261H226L225 263H223L222 261H217ZM50 261H51V259H50ZM55 261V260H54ZM57 261V260H56ZM55 261V262H56ZM79 261V260H78ZM87 261V260H86ZM118 261L117 262H115V263H118ZM120 261V262H121ZM137 261V260H136ZM153 261V260H152ZM189 261H191V260H188V262ZM206 261V260H205ZM234 261V260H233ZM237 261V260H236ZM236 261H234L235 263H230V264H237V262ZM59 262V261H58ZM95 262V261H94ZM93 262V263H94ZM135 262V261H134ZM139 262V261H138ZM145 262V261H144ZM148 262V261H147ZM153 262H155V261H153ZM152 262V263H153ZM158 262V261H157ZM186 263H187V260L185 261ZM230 262V261H229ZM240 262V261H239ZM86 263V262H85ZM96 263V262H95ZM100 263H101V261H100ZM114 263V262H113ZM122 263H124V262H122ZM128 263V261L125 263V264H127ZM140 263V262H139ZM142 263V262H141ZM146 263V262H145ZM149 263V262H148ZM147 263V264H148ZM151 263V264H152ZM159 263V262H158ZM178 263V262H177ZM184 263V262H183ZM186 263H184V264H186ZM190 263H192L193 264V261H191V262H189L188 264H190ZM201 263H203V260H202V262ZM210 263H211V261H210ZM211 263V264H212ZM243 263V262H242ZM49 264H54V263H50L49 262ZM58 264V263H57ZM112 264V263H111ZM137 264V263H136ZM143 264V263H142ZM154 264V263H153ZM156 264V263H155ZM172 264V263H171ZM180 264H182V263H180ZM206 264H207V262H206ZM238 264H241V262L240 263H238Z\"/></svg>",
  "mask_w": 264,
  "mask_h": 264
}]
</instances>
